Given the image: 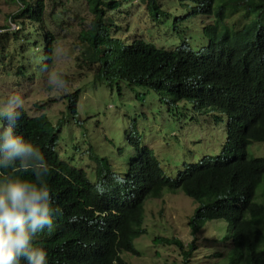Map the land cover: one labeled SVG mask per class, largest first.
<instances>
[{"label":"trees","instance_id":"trees-1","mask_svg":"<svg viewBox=\"0 0 264 264\" xmlns=\"http://www.w3.org/2000/svg\"><path fill=\"white\" fill-rule=\"evenodd\" d=\"M13 1H17L19 7L8 16L17 23L16 31L28 26L39 32L45 44L39 55L49 65L57 39V34L49 27L50 21L57 27L69 26L64 18L59 22L61 14L55 12L57 7L64 13L60 9L63 0H52L51 4L44 0ZM86 1L85 9H79L84 13L78 18L81 28L77 37L85 63L95 68L92 78L95 85L106 84L111 89L116 88L119 94L126 86L139 100L146 96L156 98L161 110L170 112L174 119H188L187 104L182 102L187 96L178 97L177 89L167 86L168 70L182 65L174 54L156 49L145 38L123 40L119 23L107 16L111 10H120L123 0ZM144 1L151 11L160 12L157 0ZM192 1L199 4L198 10L211 11L213 0ZM237 1L256 7V21L238 40L244 50L251 44L258 56L264 39L261 23L264 0ZM164 3L170 4L169 1ZM75 11L69 12L71 16ZM151 15L157 17L153 12ZM206 33L211 34L210 28ZM261 57L256 58L253 67L264 77ZM62 78L67 79V76L62 75ZM246 82L264 96V84ZM231 87L229 104L234 105L241 98L242 83ZM81 91L79 88L64 96L67 116L73 117L77 124L76 103ZM19 110L21 116L15 130L44 154L49 173L41 179L50 189L52 206L59 209L54 227L38 233L33 240L34 246L46 251L47 264H132L124 255L140 253L134 242L147 231L144 225L146 203L178 193L196 204L187 217L193 239L186 244L177 236L157 235L154 243L175 246L183 256L181 264H190L199 249L198 233L209 222L222 221L226 232L219 241L225 242V252L212 249L205 255L206 264H264V154L257 155L252 150L253 144L264 142V103L252 110L227 111L226 140L221 151L197 162L185 163L184 168L174 174H167L158 156L145 146L144 158L131 159L126 177L120 178L110 160L96 154L91 146L88 152L95 164L91 170L94 182L90 181L86 168H76L59 154L57 145L64 118L54 124L45 113L31 116L23 107L19 106ZM132 126L130 136L139 137L134 121ZM74 148L80 149L77 144ZM13 164L0 168V177L34 179L30 171H18V162Z\"/></svg>","mask_w":264,"mask_h":264},{"label":"rangeland","instance_id":"rangeland-1","mask_svg":"<svg viewBox=\"0 0 264 264\" xmlns=\"http://www.w3.org/2000/svg\"><path fill=\"white\" fill-rule=\"evenodd\" d=\"M44 1L52 3V0ZM168 1L170 4H164L165 11L153 19L144 0H129L121 5L120 10L109 11L107 16L119 23V35L123 40L144 36L159 47H164L169 44L164 33L172 28L175 17L187 14L190 7L189 4L181 5L178 0ZM224 1L215 0V7ZM86 5V0H63L60 9L64 13L56 7L55 12L61 14L59 22L64 18L69 26L64 24L57 27L50 21L49 27L57 34V39L53 43L51 63L46 65L47 60L39 55L45 47L39 32L28 26L16 31L17 23L8 16L17 11L19 3L0 0V102L15 93L22 97L20 106L31 116L45 113L54 124L64 118V124L60 127L61 139L57 145L59 154L62 159L86 168L92 182L95 181L91 173L94 162L88 152L91 146L96 154L110 160L117 173L126 174L127 161L135 155L127 141L133 121L142 135V143L155 151L167 174L178 173L185 163H194L203 156L216 155L221 151L225 141V117L221 119L219 114L214 113L210 116L214 121L211 123L205 115H199L197 108L187 104L188 119L179 124L178 120L172 119L170 112L161 110L154 97L146 96L139 100L126 86L122 87L119 94L116 88L111 89L106 84L95 85L92 81L95 68L85 63L81 54V41L77 37L81 28L78 18L84 13L79 9L84 10ZM72 10L76 11L71 16L69 12ZM249 18L250 14L240 9L229 14L227 21L231 26L241 27ZM195 19H203L207 23L212 21L202 16ZM133 22L137 23L139 33L132 29ZM129 25L131 29L127 28ZM173 42L174 38L170 44ZM62 75L67 76V79H63ZM79 88L82 91L76 108L80 126L73 117L67 116L64 97L65 93H72ZM75 144L80 149L76 150ZM252 150L257 155H263L264 142L253 144ZM195 206L192 200L181 193L166 194L160 199L148 201L144 223L147 231L134 242L140 253H125L126 260L132 264H181L183 256L178 248L156 244L153 239L157 235L177 236L186 244L190 242L193 236L187 217ZM225 232L224 222H209L198 233L199 249L190 264H206L205 255L211 253L212 249L224 251L225 242L219 239Z\"/></svg>","mask_w":264,"mask_h":264},{"label":"clouds","instance_id":"clouds-1","mask_svg":"<svg viewBox=\"0 0 264 264\" xmlns=\"http://www.w3.org/2000/svg\"><path fill=\"white\" fill-rule=\"evenodd\" d=\"M128 1L123 0L124 4ZM164 1L168 0H157L159 13L157 10L151 11L146 3L149 13L153 12L156 16L163 13ZM178 1L181 5L189 4L190 7L187 14L175 17L172 28L164 33L169 44L159 47L157 43L145 39L151 41L156 49L173 53L175 59L182 64L179 69L168 70L167 86L173 90L177 89L178 97L187 96L181 98L182 102L193 105L199 110V115H205L209 122H214L212 117L210 118L214 113L219 114L221 119L225 117L226 134L227 111L252 110L264 103L261 92L246 82L252 80L264 84V77H260V73L253 67V62H256L258 56H262L259 60L264 61V39L258 56H255L256 49L251 44L244 50L238 40L243 31L256 21V7L249 3L240 4L237 0H225L215 7L213 0L211 11L203 12L198 10L199 4L192 0ZM254 1L257 3V0ZM240 9L248 12L250 18L241 27L231 26L227 16ZM197 16L207 17L212 21L203 22V19H195ZM263 20L264 12L261 17L264 26ZM133 23L132 29L139 33L137 23ZM127 28L131 29L130 25ZM208 28L211 30L210 35L206 33ZM172 38L174 42L170 44ZM236 83H242L241 98L236 104L230 105L231 86ZM21 104L22 97L15 93L10 94L6 101L0 102V168L18 162V171H30L34 179L24 176L0 177V264H47L46 251L34 246L33 240L38 233L54 227V217L59 213V209L52 206L50 189L46 181L41 179L49 173L44 154L33 142L15 130L17 120L21 116ZM78 120L80 122L79 117ZM176 120L179 124L187 121ZM131 133L133 132H128L127 141L135 155L127 161L126 174L122 175L119 171L117 173L113 166L120 178L126 177L131 159L144 158L143 147L151 148L142 143V138L141 142L139 141V137H142L140 133L139 137H131ZM13 166L17 167L15 164Z\"/></svg>","mask_w":264,"mask_h":264}]
</instances>
